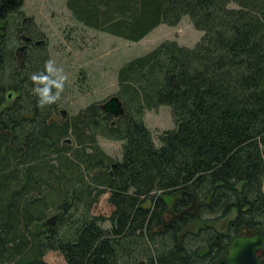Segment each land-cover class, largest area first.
<instances>
[{"label": "trees", "instance_id": "16d2710c", "mask_svg": "<svg viewBox=\"0 0 264 264\" xmlns=\"http://www.w3.org/2000/svg\"><path fill=\"white\" fill-rule=\"evenodd\" d=\"M24 3L0 0V103L19 91L0 110V264H49V251L66 264H210L218 236L264 228V0H67L77 22L131 41L185 16L204 31L120 66V117L98 101L65 114L53 86L35 89L51 58L40 48L18 63ZM161 105L176 126L154 140L145 113ZM104 196L110 226L95 212Z\"/></svg>", "mask_w": 264, "mask_h": 264}, {"label": "rangeland", "instance_id": "374dc122", "mask_svg": "<svg viewBox=\"0 0 264 264\" xmlns=\"http://www.w3.org/2000/svg\"><path fill=\"white\" fill-rule=\"evenodd\" d=\"M66 1L25 0L20 22L23 24L24 18L30 17L42 32L40 38L46 43L41 49H48L54 66L52 86L60 107L72 114L94 101L102 103L117 95L118 70L127 60L152 50L165 39H176L193 46L204 35V31L196 29L185 16L177 26L161 23L139 41H131L77 22ZM145 121L156 138L164 129L176 126L168 105L147 109ZM99 142L116 158L122 156L121 141L100 136ZM95 212L105 217V226L111 225L108 216L112 206L106 196L101 198ZM197 213H200L199 210ZM216 223L221 226L220 221ZM45 259L49 264H66L64 255L59 251H49Z\"/></svg>", "mask_w": 264, "mask_h": 264}, {"label": "flooded vegetation", "instance_id": "af4514ba", "mask_svg": "<svg viewBox=\"0 0 264 264\" xmlns=\"http://www.w3.org/2000/svg\"><path fill=\"white\" fill-rule=\"evenodd\" d=\"M23 14H24V11H23ZM23 14H21V16ZM3 16L5 15H4V10H3V5H2V10L0 11V27L1 28L7 25L6 17L4 18ZM29 18L30 17H25L24 23L22 24L21 22L20 24V27L18 29L19 30V35H18L19 41L15 47V56L18 60V63L21 69L25 67V64L28 61L27 58L32 53L31 51L33 50L37 51L38 49L41 48L43 44L46 43V40L43 38L36 37V36L33 37L27 34L28 31H26V28L28 25L27 23H29ZM22 47H25V49H23V51H20ZM50 86H52L51 73L48 74L46 72H43L42 78L39 79V82H36L34 87L35 89L43 90L45 88H49ZM4 94L6 95V97L3 99L2 104L0 103V110L4 109L7 106V102H10V103L15 102L16 98L19 96V91L16 88L6 87L4 90ZM65 110L66 109L62 108V111L66 114ZM256 228H258V226ZM256 228H242V230L238 234H236L235 236H232L231 238L228 237L226 240H224V238H221V236H218L217 237L218 238L217 239V245H218L217 253H216V256H214V259L211 260L210 264H214L215 262H218L220 258H223L228 253L230 245L234 238L238 236H249V235L255 234ZM261 229L264 232V228L261 227ZM257 255L260 259L261 264H264V247L257 251Z\"/></svg>", "mask_w": 264, "mask_h": 264}, {"label": "water", "instance_id": "95a60500", "mask_svg": "<svg viewBox=\"0 0 264 264\" xmlns=\"http://www.w3.org/2000/svg\"><path fill=\"white\" fill-rule=\"evenodd\" d=\"M2 5H0V11ZM22 47L20 51H23ZM101 108L114 117L125 114V107L118 95L107 98L100 104ZM62 213H55L43 221V225L54 226L57 224ZM264 247V232L261 227L256 228L255 234L249 236H238L232 240L228 253L214 264H261L257 251Z\"/></svg>", "mask_w": 264, "mask_h": 264}, {"label": "clouds", "instance_id": "9594fccd", "mask_svg": "<svg viewBox=\"0 0 264 264\" xmlns=\"http://www.w3.org/2000/svg\"><path fill=\"white\" fill-rule=\"evenodd\" d=\"M53 67H54L53 66V62L51 60H49L47 62V68H48V70H51ZM41 78H42V75H40V74H33V79L34 80H39ZM42 96L46 97L47 100H50V101H55L57 99L56 96H47V91L46 90L42 93ZM40 103H45V99H43V98L40 99Z\"/></svg>", "mask_w": 264, "mask_h": 264}]
</instances>
